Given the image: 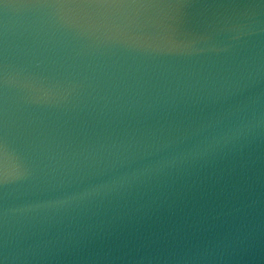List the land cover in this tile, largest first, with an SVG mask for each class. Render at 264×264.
Returning a JSON list of instances; mask_svg holds the SVG:
<instances>
[{"label": "water", "instance_id": "95a60500", "mask_svg": "<svg viewBox=\"0 0 264 264\" xmlns=\"http://www.w3.org/2000/svg\"><path fill=\"white\" fill-rule=\"evenodd\" d=\"M0 264H264V0H0Z\"/></svg>", "mask_w": 264, "mask_h": 264}]
</instances>
